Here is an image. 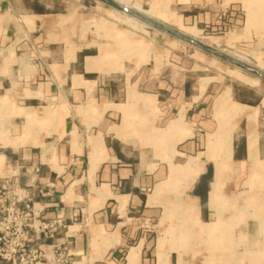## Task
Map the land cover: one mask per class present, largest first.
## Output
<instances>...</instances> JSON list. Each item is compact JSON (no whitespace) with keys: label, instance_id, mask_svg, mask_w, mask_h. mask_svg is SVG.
I'll list each match as a JSON object with an SVG mask.
<instances>
[{"label":"crops","instance_id":"crops-1","mask_svg":"<svg viewBox=\"0 0 264 264\" xmlns=\"http://www.w3.org/2000/svg\"><path fill=\"white\" fill-rule=\"evenodd\" d=\"M127 1L0 0V181L63 219L73 264H264L263 77H196L141 35L180 31L164 6L199 36L228 15L264 53V0Z\"/></svg>","mask_w":264,"mask_h":264},{"label":"rangeland","instance_id":"rangeland-1","mask_svg":"<svg viewBox=\"0 0 264 264\" xmlns=\"http://www.w3.org/2000/svg\"><path fill=\"white\" fill-rule=\"evenodd\" d=\"M110 7H114V5L110 3ZM157 9L158 7L153 2L151 5V9L147 12H149V14H154L153 12ZM159 11L164 13L168 12L167 14L171 13L168 11L166 6L161 7V10ZM178 18L179 17H177L176 15H172V18L171 16H168V21H163L171 23L179 28V26L175 24V21L178 20ZM229 18L230 17L228 15L221 16L218 19L220 24L217 27H213V29L212 26L207 27L206 30L201 34V36H199L198 31L196 36H192L182 32L180 28V31H178V29L174 27H171L173 31H171L170 33H163L157 30H146L145 34L141 35L145 37L149 46L152 43L158 45L161 51H163L162 55H164L165 62H169L170 54H174L179 58V60H177L178 64L175 65L180 67H182L183 65L186 66L188 64L194 65L196 69V77H199V75H208L215 77L218 80L233 82L236 85H243L242 83H244L254 86L258 82V80L254 78H257L261 75L263 76V80H261V85L263 87L264 70H262L258 66V61L260 60V58H262L261 61L264 62V53L262 52L263 50L237 47L235 43H233V39L235 40V34L233 32L229 33ZM179 19L182 21L181 18ZM176 34L178 36H176ZM188 40H195L196 46L188 44V42H186ZM199 46L200 48H198ZM206 84L207 82L205 81L202 83V85H204H201L202 89L205 88ZM227 101L228 99H226L224 102L220 100L218 103L219 105H222ZM215 114L217 115V120L222 124H225V119L228 118H221V113L217 108L215 109ZM219 126H221L220 123ZM221 131L224 130H218V137L222 136L224 139L225 135ZM230 139L231 136L227 138L228 141ZM216 149L217 148L215 147H210L209 151H212L214 154ZM216 155L212 157V159L214 160V163H222L221 165L226 168L223 171L225 173L228 168V162L230 161L231 153L229 152L226 155H220L216 153ZM221 182L222 179L215 181L213 185H216L215 187H218L220 189ZM217 197L218 190L217 192H212L211 200L213 204L216 203ZM168 214L169 211L164 210L165 218L170 216ZM169 237L170 235H168V237L166 236L165 241L168 242V244H171V240L169 239ZM184 243L185 245H188L187 242Z\"/></svg>","mask_w":264,"mask_h":264},{"label":"built area","instance_id":"built-area-1","mask_svg":"<svg viewBox=\"0 0 264 264\" xmlns=\"http://www.w3.org/2000/svg\"><path fill=\"white\" fill-rule=\"evenodd\" d=\"M27 189L8 178L0 181V264H73L72 242L56 241L67 229L63 219L43 217Z\"/></svg>","mask_w":264,"mask_h":264},{"label":"bare ground","instance_id":"bare-ground-1","mask_svg":"<svg viewBox=\"0 0 264 264\" xmlns=\"http://www.w3.org/2000/svg\"><path fill=\"white\" fill-rule=\"evenodd\" d=\"M122 3H124V4H128V1L127 0H120ZM156 13V15L160 18V19H162V20H167L168 21V16H167V12L166 13H164V12H161V13H158V12H155ZM154 13V14H155ZM172 18V17H171ZM132 22V24H136V21H134V20H132L131 21ZM176 23L175 24H177L178 26H179V28H180V30L182 31V32H184V33H186V34H188V35H192V36H196L197 35V31L195 30V29H192V28H190V27H187V26H185V24H183L182 23V21L180 20V19H178V20H176L175 21ZM178 28V27H177ZM261 59L262 58H260V60L258 61V66L262 69V70H264V62H262L261 61ZM254 81V80H253ZM254 83V82H253ZM202 86H204V85H202ZM202 88V87H201ZM204 88V87H203ZM226 99H228V94L227 95H224L223 96V98H222V102H224ZM230 144H231V139L229 140V141H227L226 142V144H225V150L220 154V155H226V154H228L229 152H230ZM218 150L216 149V152H217ZM218 153V152H217ZM219 154V153H218ZM220 161V160H219ZM222 161V160H221ZM226 161V160H225ZM223 162V161H222ZM222 164V163H221ZM221 164H218V163H215V167H216V176H215V181H218V180H220V179H222V176H223V174H224V170L226 169V168H224V166L223 165H221ZM214 181V182H215ZM214 186V185H213ZM216 186V185H215ZM214 186V188H213V192H217V190L219 191V188L218 187H215Z\"/></svg>","mask_w":264,"mask_h":264},{"label":"water","instance_id":"water-1","mask_svg":"<svg viewBox=\"0 0 264 264\" xmlns=\"http://www.w3.org/2000/svg\"><path fill=\"white\" fill-rule=\"evenodd\" d=\"M260 77H263V76L260 75Z\"/></svg>","mask_w":264,"mask_h":264}]
</instances>
